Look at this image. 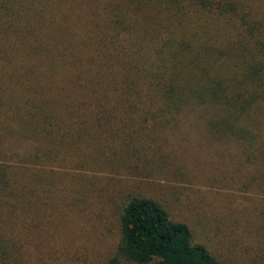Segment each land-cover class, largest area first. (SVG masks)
<instances>
[{
	"label": "trees",
	"instance_id": "obj_1",
	"mask_svg": "<svg viewBox=\"0 0 264 264\" xmlns=\"http://www.w3.org/2000/svg\"><path fill=\"white\" fill-rule=\"evenodd\" d=\"M253 8L0 0V207L43 217L59 197L48 167H140L150 148L137 125L165 131L190 106L211 112L214 139L233 138L248 155L264 125V29ZM121 229L119 255L137 264H229L151 198L127 203Z\"/></svg>",
	"mask_w": 264,
	"mask_h": 264
},
{
	"label": "rangeland",
	"instance_id": "obj_2",
	"mask_svg": "<svg viewBox=\"0 0 264 264\" xmlns=\"http://www.w3.org/2000/svg\"><path fill=\"white\" fill-rule=\"evenodd\" d=\"M242 1L264 29V0ZM211 115L190 106L165 131L138 124L150 148L140 167H48L57 169L59 197L43 217L0 207V264H137L119 255L121 216L133 197L159 202L220 261L264 264V125L246 155L237 140L211 136Z\"/></svg>",
	"mask_w": 264,
	"mask_h": 264
}]
</instances>
